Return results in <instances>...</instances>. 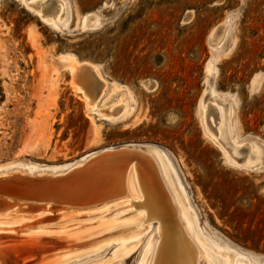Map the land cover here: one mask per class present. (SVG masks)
<instances>
[{"label": "rangeland", "instance_id": "obj_1", "mask_svg": "<svg viewBox=\"0 0 264 264\" xmlns=\"http://www.w3.org/2000/svg\"><path fill=\"white\" fill-rule=\"evenodd\" d=\"M43 1L0 0V174L130 145L198 264H264V0H62L53 15ZM79 63L104 82L93 109ZM126 179L97 206L0 212V264H153L158 220L138 207L132 166ZM113 184L97 175L52 192Z\"/></svg>", "mask_w": 264, "mask_h": 264}, {"label": "water", "instance_id": "obj_2", "mask_svg": "<svg viewBox=\"0 0 264 264\" xmlns=\"http://www.w3.org/2000/svg\"><path fill=\"white\" fill-rule=\"evenodd\" d=\"M138 156L136 148L130 145L110 146L62 171L51 173L46 169L30 174L27 171L15 170L0 174V212L12 209L17 203L31 204L34 208L32 213L39 214L47 212L46 209L54 204L84 208L113 200L117 193L115 185L97 195L70 198L67 201L57 200L52 190L61 186L76 185L97 175H111V167H123L127 165L128 160H137ZM30 185L35 186L37 190L23 192L20 189Z\"/></svg>", "mask_w": 264, "mask_h": 264}, {"label": "bare ground", "instance_id": "obj_3", "mask_svg": "<svg viewBox=\"0 0 264 264\" xmlns=\"http://www.w3.org/2000/svg\"><path fill=\"white\" fill-rule=\"evenodd\" d=\"M29 3H30V1H29ZM53 3H54V6H53ZM40 4H42V6L45 7V9H47L48 11H50V14L53 15V11H55L56 13L58 11H60L59 5H62L63 3H62V0H45V1L41 2ZM39 8H40V6H39ZM51 10H52V13H51ZM35 13H37V12H35ZM57 18H58V16H57ZM71 70H72L73 78L76 80V82L81 87V88L80 87L79 88L83 89L84 93H87L84 95L89 96V98H86L87 100L85 99L87 105L90 104L91 105L90 108L93 109V107L95 106V103H96V99L98 98V96L101 92V88L104 86L103 80L100 79V76L97 75L93 65H89L86 63H79V64H74V65L72 64ZM121 105H123V104H121ZM204 117H201V118H204ZM204 122H203V124H204ZM203 127H205V125H203ZM209 133H211V132H209ZM214 136L215 135H213V137ZM214 140H217V139H214ZM226 158H227V155H226ZM231 158H233V157H231ZM231 158H229V159H231ZM229 159L227 161H229ZM135 160L136 159L128 160L127 165L120 167V168L111 167L109 169L111 171V175H109V176L113 177V180H114L113 185H115V187H116L115 189L117 191L116 195L121 194L122 192H124L126 185H127V179H126L127 172L131 166L133 167V180L137 185L138 191L140 192V198L138 199V203H137L138 207L146 208V210L149 212L150 216L152 218H156L158 220L157 221L158 222L157 236H158L159 242L157 241L158 245H157L155 257L153 258L154 262H152V263L153 264H198L199 251L195 245H192L193 243L187 237L186 231L182 232L179 229V227L177 226L176 222L169 221L170 219H167V217H164L165 213L167 214V212H169V210H168L169 208L167 207L168 205H166V203H165L166 201L164 202V199L161 196L162 194L159 195L160 196V198H159L158 193H159V190L161 189L164 192L165 196L167 198H169V195H168L165 187H162V184H160V185L157 184L159 181V178L157 180H155L154 182L146 180V178H145L146 173L138 170L137 166H135V164H134L137 161V160L136 161ZM233 162H235V161H233ZM230 163H232V162H230ZM152 165H153V163H152ZM158 172H159V170H158ZM107 177H108V175H107ZM142 187L146 188L147 189L146 191H148L150 193V195H151L150 199H152V200L157 199L155 201V203H153L152 200L145 201L144 197L141 196L142 195L141 192L143 191ZM165 191H166V193H165ZM148 192H147V194H148ZM141 198H143L144 201ZM171 209H172V207H171ZM154 246H155V243H154ZM238 258H239V256H238Z\"/></svg>", "mask_w": 264, "mask_h": 264}]
</instances>
